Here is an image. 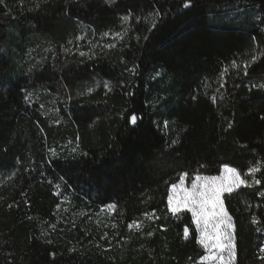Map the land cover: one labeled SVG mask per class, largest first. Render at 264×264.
<instances>
[{
  "label": "trees",
  "instance_id": "16d2710c",
  "mask_svg": "<svg viewBox=\"0 0 264 264\" xmlns=\"http://www.w3.org/2000/svg\"><path fill=\"white\" fill-rule=\"evenodd\" d=\"M224 165L264 264V0L0 2V264H202L167 194Z\"/></svg>",
  "mask_w": 264,
  "mask_h": 264
},
{
  "label": "snow or ice",
  "instance_id": "6c2138e0",
  "mask_svg": "<svg viewBox=\"0 0 264 264\" xmlns=\"http://www.w3.org/2000/svg\"><path fill=\"white\" fill-rule=\"evenodd\" d=\"M2 2V0H0ZM190 2V0H189ZM185 7L189 3H185ZM127 20L128 17H123ZM83 54V53H82ZM255 59V58H253ZM131 123L135 124L137 117H130ZM259 171V166L250 167L249 174ZM187 173L179 177L178 183H173L167 194L168 209L175 215L182 209L191 213L192 222L200 233L199 243L205 249V255L201 262H212L216 264H233L236 258L235 226L232 218L224 209L221 196L225 192H232L234 188L245 185L240 172L233 167L225 165L218 176H207L197 174L191 181L190 187H185ZM259 183V181H256ZM114 207V205L109 206ZM148 215V214H146ZM256 221L253 220V223ZM131 228L132 225H129ZM139 227V225H136ZM189 234L188 227L184 228V235ZM151 235V233H149ZM260 251L264 253V248ZM227 253V256H225ZM264 259V257H261Z\"/></svg>",
  "mask_w": 264,
  "mask_h": 264
},
{
  "label": "rangeland",
  "instance_id": "374dc122",
  "mask_svg": "<svg viewBox=\"0 0 264 264\" xmlns=\"http://www.w3.org/2000/svg\"><path fill=\"white\" fill-rule=\"evenodd\" d=\"M225 166V165H224ZM224 166H222L221 168H220V171H219V174L218 175H220L221 174V172H222V169H223V167ZM229 167V166H228ZM217 175V176H218ZM191 186V183L190 184H186L185 183V187H190ZM244 185H241V186H239V187H237V188H234L233 189V191L232 192H234V191H236V190H238V189H240V188H242ZM232 192H230V193H232ZM229 192H225V193H223L222 194V196H221V199L223 200V196L225 195V194H230ZM182 211H187L186 209H182L181 211H179V212H182ZM188 212V211H187ZM190 213V212H189ZM190 215H191V213H190ZM192 217V216H191ZM194 224V223H193ZM194 227H195V230H196V233H197V241H198V243H199V238H200V233H199V231L197 230V228H196V225L194 224ZM200 244V243H199ZM201 245V244H200ZM203 248V247H202ZM263 248H264V246H263ZM203 250H204V252H205V249L203 248ZM206 254V253H205ZM225 256H227V253H225ZM204 264H216V262L215 261H212V262H203Z\"/></svg>",
  "mask_w": 264,
  "mask_h": 264
}]
</instances>
